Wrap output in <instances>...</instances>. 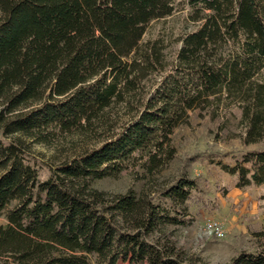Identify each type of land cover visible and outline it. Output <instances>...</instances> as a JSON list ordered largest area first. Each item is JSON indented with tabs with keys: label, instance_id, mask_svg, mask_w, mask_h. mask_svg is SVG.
I'll return each instance as SVG.
<instances>
[{
	"label": "trees",
	"instance_id": "obj_1",
	"mask_svg": "<svg viewBox=\"0 0 264 264\" xmlns=\"http://www.w3.org/2000/svg\"><path fill=\"white\" fill-rule=\"evenodd\" d=\"M185 9L192 28L169 61L165 38L147 31ZM231 106L242 143L264 140V0H0V258L207 264L151 238L183 223L172 207L194 180L181 174L161 190L169 206L131 190L107 198L91 181L160 172L190 112ZM73 137L80 144L39 180L32 144ZM218 165L238 189L264 184V148ZM228 264H264V244Z\"/></svg>",
	"mask_w": 264,
	"mask_h": 264
},
{
	"label": "rangeland",
	"instance_id": "obj_2",
	"mask_svg": "<svg viewBox=\"0 0 264 264\" xmlns=\"http://www.w3.org/2000/svg\"><path fill=\"white\" fill-rule=\"evenodd\" d=\"M186 12L185 9L156 22L147 31L146 37L159 34L165 38L169 61L180 45L175 41L177 36L192 28ZM243 132L241 112L235 106L201 116L190 112L188 123L174 130L171 142L176 153L160 172L148 175L134 167L118 177L93 180L91 187L102 191L107 198L131 190L137 197L169 206L161 190L181 174L194 180L195 188L188 200L172 207L179 212L183 223L167 226L151 238L164 240L168 236L185 256L198 257L207 264H228L237 253L255 252L264 244V184L238 189L236 178L218 165V162L232 165L243 153L264 148V140L244 145ZM80 142L73 137L51 145L32 144L27 157L37 169L39 180L48 177L51 168L66 154L64 150ZM208 220L222 225L221 238L205 233ZM4 223V215L0 214V225ZM0 264H11V261L0 258Z\"/></svg>",
	"mask_w": 264,
	"mask_h": 264
},
{
	"label": "built area",
	"instance_id": "obj_3",
	"mask_svg": "<svg viewBox=\"0 0 264 264\" xmlns=\"http://www.w3.org/2000/svg\"><path fill=\"white\" fill-rule=\"evenodd\" d=\"M205 233L215 238H221L223 236L222 225L214 220H208L206 222Z\"/></svg>",
	"mask_w": 264,
	"mask_h": 264
}]
</instances>
